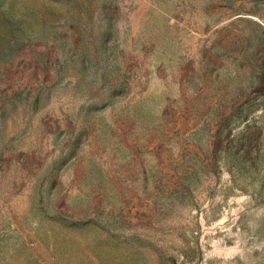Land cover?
Here are the masks:
<instances>
[{"label":"rangeland","instance_id":"obj_1","mask_svg":"<svg viewBox=\"0 0 264 264\" xmlns=\"http://www.w3.org/2000/svg\"><path fill=\"white\" fill-rule=\"evenodd\" d=\"M0 264H264V0H0Z\"/></svg>","mask_w":264,"mask_h":264}]
</instances>
